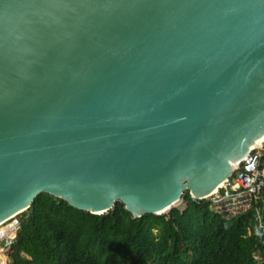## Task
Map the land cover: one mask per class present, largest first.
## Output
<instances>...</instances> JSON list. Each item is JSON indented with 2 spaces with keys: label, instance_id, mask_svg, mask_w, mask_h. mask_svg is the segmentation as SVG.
<instances>
[{
  "label": "water",
  "instance_id": "obj_1",
  "mask_svg": "<svg viewBox=\"0 0 264 264\" xmlns=\"http://www.w3.org/2000/svg\"><path fill=\"white\" fill-rule=\"evenodd\" d=\"M263 137L264 0H0V223L162 215Z\"/></svg>",
  "mask_w": 264,
  "mask_h": 264
},
{
  "label": "trees",
  "instance_id": "obj_2",
  "mask_svg": "<svg viewBox=\"0 0 264 264\" xmlns=\"http://www.w3.org/2000/svg\"><path fill=\"white\" fill-rule=\"evenodd\" d=\"M21 215L9 264H264V191L231 218L188 191L162 215L133 217L121 201L93 214L48 193Z\"/></svg>",
  "mask_w": 264,
  "mask_h": 264
},
{
  "label": "built area",
  "instance_id": "obj_3",
  "mask_svg": "<svg viewBox=\"0 0 264 264\" xmlns=\"http://www.w3.org/2000/svg\"><path fill=\"white\" fill-rule=\"evenodd\" d=\"M262 191H264V137L236 164L229 178L203 199L209 200L214 212L231 218L252 208L254 200ZM255 216L259 218L258 213ZM28 222V215L22 216L19 212L0 223V264H9V248L19 233L28 226ZM258 226L264 230L261 222Z\"/></svg>",
  "mask_w": 264,
  "mask_h": 264
},
{
  "label": "bare ground",
  "instance_id": "obj_4",
  "mask_svg": "<svg viewBox=\"0 0 264 264\" xmlns=\"http://www.w3.org/2000/svg\"><path fill=\"white\" fill-rule=\"evenodd\" d=\"M261 140H262V139H261ZM261 140H259L258 142L254 143V145H253V146H256V145H258V143H259Z\"/></svg>",
  "mask_w": 264,
  "mask_h": 264
},
{
  "label": "rangeland",
  "instance_id": "obj_5",
  "mask_svg": "<svg viewBox=\"0 0 264 264\" xmlns=\"http://www.w3.org/2000/svg\"><path fill=\"white\" fill-rule=\"evenodd\" d=\"M181 200V199H180ZM180 200H179V202H180ZM179 202H177L176 204H178ZM255 254H256V252H255Z\"/></svg>",
  "mask_w": 264,
  "mask_h": 264
}]
</instances>
